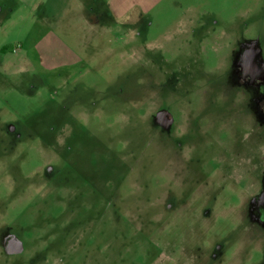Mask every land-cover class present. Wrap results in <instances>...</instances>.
Segmentation results:
<instances>
[{
  "label": "rangeland",
  "instance_id": "obj_1",
  "mask_svg": "<svg viewBox=\"0 0 264 264\" xmlns=\"http://www.w3.org/2000/svg\"><path fill=\"white\" fill-rule=\"evenodd\" d=\"M246 45L264 0H0V264H264L235 204L264 141L223 97Z\"/></svg>",
  "mask_w": 264,
  "mask_h": 264
},
{
  "label": "flooded vegetation",
  "instance_id": "obj_2",
  "mask_svg": "<svg viewBox=\"0 0 264 264\" xmlns=\"http://www.w3.org/2000/svg\"><path fill=\"white\" fill-rule=\"evenodd\" d=\"M255 47L246 45V47L242 49L241 55H239V57L235 60V63L233 65L235 70L233 76L230 77L228 81L226 80V82L222 80V83L224 86L223 92L225 94L223 97L225 98L224 100L226 101L227 105L230 107L227 113L230 116L228 118L230 123L232 120L235 124L234 127L232 126V132L233 129L234 131L238 132V129L240 128L255 129L257 130V139L259 142V141H264V98L261 96L253 98L248 93V88H250L251 86L252 87L255 86V88L258 86L261 87L262 83L264 82V65L259 64L257 62L256 59L257 47L256 48ZM217 81L221 82L220 79H217ZM196 93L199 95V94H203L204 92L203 90L197 89ZM184 102L187 103L185 104L186 107H184L183 104ZM188 105L189 104L186 100H180V107H181L180 118L183 117L184 115L185 118L189 120L190 118H192L190 114L185 113L188 109L187 108ZM155 119L156 121H158V123H162L157 116ZM186 122L188 123L186 128L187 131L189 130L188 127L191 126L192 128L193 127L196 128L197 132H199L202 136L204 135V137L209 136V138H212L205 131L201 130L196 120L191 119L190 122L191 125L189 124V121L186 120L185 123ZM168 123H170V121H167L166 124ZM225 142L220 143V145L223 146L222 148H226V145L224 144ZM234 153L235 151L227 150L226 154L224 156H221L219 159L221 160V162H224L229 159L231 160L232 155ZM246 158L250 161L248 157ZM247 159L242 165L244 166L248 165L249 161H247ZM243 160L244 159H241V162ZM244 172L245 174L244 173L242 174L240 182L237 183L238 187L236 188L235 186V188L241 195L239 197V200L237 201V203L235 202V204H239L240 202L242 203L240 206L236 208V210L239 211L240 219L246 220L247 224L250 225L251 227L252 225L255 224V222L251 221V218H249L248 213L254 212L258 214L257 220L259 222V225L264 226V167L261 168V172L259 175L255 176L252 175L253 174L252 173L251 180L249 178V174H248L249 168H247V166ZM242 199L243 202L241 201ZM249 202L252 204L253 209H247ZM3 244L5 246V249L9 253L19 254L21 252L22 246L18 241L14 240V238L12 237L5 239V243Z\"/></svg>",
  "mask_w": 264,
  "mask_h": 264
},
{
  "label": "crops",
  "instance_id": "obj_3",
  "mask_svg": "<svg viewBox=\"0 0 264 264\" xmlns=\"http://www.w3.org/2000/svg\"><path fill=\"white\" fill-rule=\"evenodd\" d=\"M66 1V3H69V4H72V3H75V2H77V0H65ZM141 1H143V0H141ZM41 6V5H40ZM70 6V5H69ZM81 8H83V7H81ZM73 10H74V12L76 13V16L79 18V11H80V9H75V8H72ZM82 12H83V9H82ZM91 14V13H90ZM90 14H87V19L90 21V23H91V25L94 23H97L96 21H97V16L95 15H90ZM88 15H89V17H88ZM85 17V16H84ZM84 19V18H83ZM83 19H82V22H83ZM85 22H86V19L84 20Z\"/></svg>",
  "mask_w": 264,
  "mask_h": 264
},
{
  "label": "water",
  "instance_id": "obj_4",
  "mask_svg": "<svg viewBox=\"0 0 264 264\" xmlns=\"http://www.w3.org/2000/svg\"><path fill=\"white\" fill-rule=\"evenodd\" d=\"M157 117L159 118V117H160V115H158V114H157Z\"/></svg>",
  "mask_w": 264,
  "mask_h": 264
}]
</instances>
